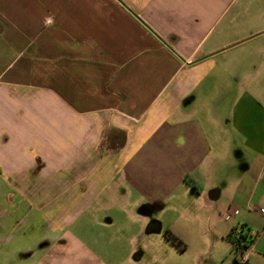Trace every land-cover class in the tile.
<instances>
[{
	"label": "crops",
	"instance_id": "0c3cea01",
	"mask_svg": "<svg viewBox=\"0 0 264 264\" xmlns=\"http://www.w3.org/2000/svg\"><path fill=\"white\" fill-rule=\"evenodd\" d=\"M228 125L249 158L216 181ZM249 192L264 194V0H0V264H106L89 222L119 223L128 253L183 244ZM254 238L247 264H264Z\"/></svg>",
	"mask_w": 264,
	"mask_h": 264
},
{
	"label": "rangeland",
	"instance_id": "374dc122",
	"mask_svg": "<svg viewBox=\"0 0 264 264\" xmlns=\"http://www.w3.org/2000/svg\"><path fill=\"white\" fill-rule=\"evenodd\" d=\"M225 128L228 141L224 146V141L221 139L218 148L226 154L225 159L217 164L214 174L216 181L221 179L220 175L217 176L218 168L220 173L227 178L229 175H234L240 164L249 158L247 151L242 156L237 155L236 151L240 147L239 144L243 145L246 139L238 134L232 125L225 126ZM255 177V171H252L251 178ZM244 196V201H240V205H237L240 213L232 217L233 219L226 220L225 218L230 215L229 213L223 214V208L227 204L225 197L223 198L226 200L224 207L219 205V207H213L214 209L204 210V215L192 223L193 230L187 234L188 241L183 244L174 237L175 234L164 232V235H154L151 239L141 241V246L146 245L145 251L138 250L128 253L126 246L123 247L121 240L117 239L121 230L119 223L96 225L92 222H89L87 226V242L88 240L95 242V247L103 255L102 258L106 264H233V259L238 256V252L229 241L222 238V233L229 229L232 221L235 223L234 228L236 227L237 233L251 232L254 236L264 234V194L255 193L250 202L247 200L252 196L251 193L244 194ZM115 212L116 210L113 209V213ZM182 225L183 222H180L178 226L182 228ZM149 227L158 226L150 224ZM71 229L75 231V225ZM252 245L245 248L246 254L250 252ZM258 251H264V247H259Z\"/></svg>",
	"mask_w": 264,
	"mask_h": 264
},
{
	"label": "trees",
	"instance_id": "16d2710c",
	"mask_svg": "<svg viewBox=\"0 0 264 264\" xmlns=\"http://www.w3.org/2000/svg\"><path fill=\"white\" fill-rule=\"evenodd\" d=\"M251 236V237H250ZM176 239H178L176 236H174ZM228 239L232 242V244L234 245L235 249L238 247V245L243 242L244 243V248L252 245L255 243L256 238H254V235H252L251 232H247L244 233L243 231H241L240 235H238V233L236 232V227L233 228L230 233L228 234ZM250 238V239H249ZM234 263L235 264H239V260L236 257L234 259Z\"/></svg>",
	"mask_w": 264,
	"mask_h": 264
},
{
	"label": "built area",
	"instance_id": "2783aa9c",
	"mask_svg": "<svg viewBox=\"0 0 264 264\" xmlns=\"http://www.w3.org/2000/svg\"><path fill=\"white\" fill-rule=\"evenodd\" d=\"M241 232V231H240ZM238 232V233H240ZM238 252V260L240 264H247L248 263V255L245 253L244 243L241 242L238 247L236 248Z\"/></svg>",
	"mask_w": 264,
	"mask_h": 264
}]
</instances>
